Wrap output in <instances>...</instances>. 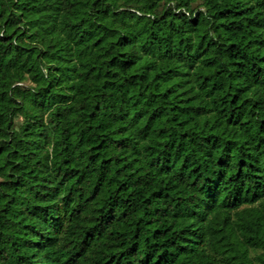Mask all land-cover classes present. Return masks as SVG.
Returning a JSON list of instances; mask_svg holds the SVG:
<instances>
[{"label":"trees","instance_id":"16d2710c","mask_svg":"<svg viewBox=\"0 0 264 264\" xmlns=\"http://www.w3.org/2000/svg\"><path fill=\"white\" fill-rule=\"evenodd\" d=\"M0 264H264V0H0Z\"/></svg>","mask_w":264,"mask_h":264}]
</instances>
